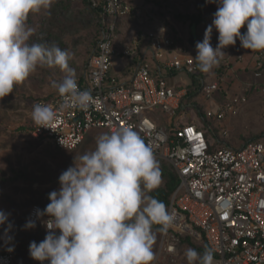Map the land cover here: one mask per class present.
<instances>
[{
    "label": "built area",
    "instance_id": "obj_1",
    "mask_svg": "<svg viewBox=\"0 0 264 264\" xmlns=\"http://www.w3.org/2000/svg\"><path fill=\"white\" fill-rule=\"evenodd\" d=\"M87 1L100 12L101 34L77 81L81 90H91L93 103L86 111L62 109L65 98L58 92L48 102L40 100L52 106L57 117L52 128L32 121V136L59 149H75L93 128H134L178 176L167 206L176 220L166 234H159L157 256L173 255L180 235L195 240L203 235L215 255L214 264H264V133L238 146L222 141L217 145L214 125H207L212 119L238 115L248 102L246 94L220 88L225 75H199L195 55L165 24L134 30L121 44L119 22H144L137 6L125 0ZM149 51L154 63L146 61ZM233 54L239 64L250 60L253 76L262 77L264 51L245 49L239 41ZM166 55L171 57L164 60ZM116 57L130 58L126 73L111 74ZM165 71H183L200 81L197 93L212 103L202 112L207 127L183 119L185 92L169 84ZM156 108L172 118L169 129L161 126ZM37 208V203L30 207L28 219H35ZM48 219L36 221L45 232ZM8 247L13 246L0 251V264H14L15 248L9 252Z\"/></svg>",
    "mask_w": 264,
    "mask_h": 264
},
{
    "label": "clouds",
    "instance_id": "obj_2",
    "mask_svg": "<svg viewBox=\"0 0 264 264\" xmlns=\"http://www.w3.org/2000/svg\"><path fill=\"white\" fill-rule=\"evenodd\" d=\"M53 0H0V99L14 92L38 67H59L65 73L52 86L64 97L62 109L86 111L93 103L91 90L78 87L73 54L52 43L29 42L35 29L27 25L30 13L50 9ZM217 4L212 23L196 47L199 70L210 72L224 56L222 49L235 45L264 51V0H207ZM246 25V31L241 28ZM213 28L218 44L211 45ZM57 117L52 106L35 104L32 119L39 127L52 128ZM161 139L163 137L161 136ZM74 159L58 177L59 189L48 194L49 203L35 209L24 229L35 228L44 216L47 229L42 241L29 244V254L44 264H154L157 231L167 233L176 213L149 195L162 183V170L154 145L130 126L118 127L96 138V147ZM0 210L5 244L13 223ZM160 227L154 231L153 226ZM13 247H8L11 252ZM188 264H214L213 250L184 252Z\"/></svg>",
    "mask_w": 264,
    "mask_h": 264
},
{
    "label": "rangeland",
    "instance_id": "obj_3",
    "mask_svg": "<svg viewBox=\"0 0 264 264\" xmlns=\"http://www.w3.org/2000/svg\"><path fill=\"white\" fill-rule=\"evenodd\" d=\"M125 1L138 7L145 26L165 24L195 56L197 52L195 44L198 41L202 42L205 30L212 23L213 13L217 10V4L207 3V0ZM60 8L65 10L59 11ZM132 22L123 19L118 23L121 44L132 36ZM27 25L35 29L30 37V43L40 42L48 45L55 43L62 49H67L73 54L69 63L75 69L76 77L82 73L94 47L93 21L89 6L84 0H53L50 9L30 13ZM244 30L246 25L241 28V32ZM48 35L50 37L45 39L44 37ZM218 35L213 28L210 41L213 48L218 44ZM238 42L239 39L236 44ZM235 45L222 49L225 54L217 67L208 73L200 72L206 76L225 75L223 80L225 87L248 97V102L238 115L228 116L222 120L212 119L210 122L216 128L217 134L212 137L217 145L219 141H224L228 145L238 146L264 133V72L262 77L255 78L249 67L250 60H246L245 64L237 63L233 54ZM170 57L171 55H166L164 60ZM115 61L117 66L111 71H118L125 61L130 62V58L116 57ZM146 61L154 63L150 51L146 55ZM245 65L247 68H244ZM64 76L65 73L59 67H38L24 83L14 88L13 93L0 99V210L11 214L9 220L13 223V228L9 235L14 237L10 244L6 245L3 239L6 225L0 226V251L8 245L14 246V264H25L30 260V242L35 240L39 243L46 235L40 223H36L37 226L32 229L23 228L28 220L30 207L37 203L43 210L50 202L48 194L60 187L59 175L73 165L75 157L78 163L80 155L94 150L99 135L110 133L105 128H93L75 149H58L50 141L32 136L30 131L33 106L40 100L50 101L58 92L52 86V82H59ZM165 76L170 79L175 89L190 85L199 92L200 81L196 76L183 71L173 74L165 71ZM251 85L255 88H251ZM194 100L202 112L206 107H212V103L202 94H195ZM155 112H158L161 126L169 129L172 118L159 108H156ZM185 112L191 114L186 121L194 122V117L201 118L196 106L186 107L183 113ZM223 131H226V135H223ZM156 159L160 168L169 164L161 158ZM159 241L157 233L154 244L155 264H188L184 252L191 247L183 244L176 247L175 253L171 256L159 254L157 256Z\"/></svg>",
    "mask_w": 264,
    "mask_h": 264
},
{
    "label": "trees",
    "instance_id": "obj_4",
    "mask_svg": "<svg viewBox=\"0 0 264 264\" xmlns=\"http://www.w3.org/2000/svg\"><path fill=\"white\" fill-rule=\"evenodd\" d=\"M84 1L89 6V13H90V15L92 17V21H93V38H94L93 44H94V47H95L97 39L99 38V36L101 34V23H100L101 15H100V12H99L98 9L93 8L87 0H84ZM61 9L65 10L63 8H60L59 11ZM129 20L133 21L132 25H133V29L134 30H139V29H142V28H145V27H150L149 25L145 26L144 22H138V21H136L135 19H132V18L129 19ZM196 21H197V19H195L194 22H196ZM49 35L44 37V38L48 39L50 37ZM94 47L92 48V51H93ZM92 51H91V53H92ZM234 59L236 60L235 55H234ZM244 68H247V66L245 65ZM219 70H220V68H218V71ZM262 70L264 72V64L262 66ZM224 87H225V85L223 83H221L220 84V88L223 89ZM252 87L255 88L254 85H251V88ZM225 88H227V90L230 93H234V91H232V89H229L228 87H225ZM196 93H197L196 89H193L189 85L188 86V91H187L186 95L184 96L183 100H184V102L191 103L190 105H192V106H196V108L200 111V114H202V111L198 107V104L196 103L195 100H193L194 95ZM259 136L260 135L252 137V138L246 140V142L254 141ZM161 170H162L163 183H162V185L159 188H157V189L153 190L152 192H150L149 195L157 198L158 200L163 201L166 204V206H168L169 197H170L172 191L174 190V188L176 187V185L178 183V176H177L176 172L172 169L170 164H168V166L166 165V167H161ZM159 227H160L159 225H154L153 226L154 231H156ZM157 233L160 234V232H158V231H157ZM183 244L188 245L189 247L197 250L201 254L204 252L205 249L210 248L203 235H202L200 240H195L189 235H180L177 247L180 246V245H183ZM213 256H215L214 253H213ZM25 264H41V262L31 258ZM44 264H48V262L45 261Z\"/></svg>",
    "mask_w": 264,
    "mask_h": 264
},
{
    "label": "crops",
    "instance_id": "obj_5",
    "mask_svg": "<svg viewBox=\"0 0 264 264\" xmlns=\"http://www.w3.org/2000/svg\"><path fill=\"white\" fill-rule=\"evenodd\" d=\"M134 31V29L132 28L131 29V34H132V32ZM119 37V36H118ZM120 39V38H119ZM121 40L122 39H120V43H121ZM130 62H126L125 61V63L123 64V66L118 70V71H111V74H113V75H120V74H123V73H126V69H127V66H128V64H129ZM117 66V62L115 61V63H114V66L111 68V70L114 68V67H116ZM153 66H154V64H153ZM154 71H155V66H154ZM169 73V72H168ZM171 74H173V73H175V72H170ZM201 76H203V74L201 73L200 74ZM168 81H169V84H171V81H170V79H168ZM188 86L189 85H184V86H182V87H180L179 89H177V90H181L182 92H185V95H186V93H187V91H188ZM197 94V93H196ZM184 95V96H185ZM184 96H183V99H184ZM182 99V102H183V108L185 109L186 107H188V108H191V107H193L192 105H190L191 103H187V102H184V100ZM193 100H194V98H193ZM184 109H183V112H184ZM188 112V111H187ZM187 112H185V113H183L184 115H183V119H187L188 117H190L191 116V114L190 113H187ZM187 113V114H186ZM178 122H180V121H178ZM194 122H196L199 126L201 125V126H204L203 128H205V127H207L205 124L208 122L207 120H205L204 119V117H203V114H201V118H199V117H194ZM208 127L210 126H212V124L210 123V122H208ZM216 128H214L213 127V130H214V132L215 133H217L216 132V130H215ZM222 142H224V141H222Z\"/></svg>",
    "mask_w": 264,
    "mask_h": 264
}]
</instances>
